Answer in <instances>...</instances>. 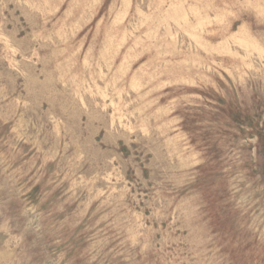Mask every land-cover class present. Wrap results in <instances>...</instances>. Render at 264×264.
<instances>
[{"label": "rangeland", "instance_id": "obj_1", "mask_svg": "<svg viewBox=\"0 0 264 264\" xmlns=\"http://www.w3.org/2000/svg\"><path fill=\"white\" fill-rule=\"evenodd\" d=\"M0 264H264V0H0Z\"/></svg>", "mask_w": 264, "mask_h": 264}]
</instances>
